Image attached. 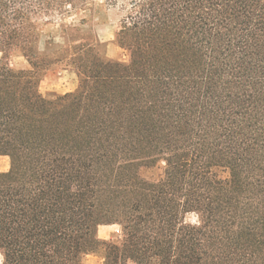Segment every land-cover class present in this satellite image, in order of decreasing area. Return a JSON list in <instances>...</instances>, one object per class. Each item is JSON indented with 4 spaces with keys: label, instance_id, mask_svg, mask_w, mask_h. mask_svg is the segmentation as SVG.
Instances as JSON below:
<instances>
[{
    "label": "trees",
    "instance_id": "1",
    "mask_svg": "<svg viewBox=\"0 0 264 264\" xmlns=\"http://www.w3.org/2000/svg\"><path fill=\"white\" fill-rule=\"evenodd\" d=\"M98 1L127 62L64 23L41 47ZM48 59L74 91H39ZM0 156L3 264H264V0H0Z\"/></svg>",
    "mask_w": 264,
    "mask_h": 264
},
{
    "label": "rangeland",
    "instance_id": "2",
    "mask_svg": "<svg viewBox=\"0 0 264 264\" xmlns=\"http://www.w3.org/2000/svg\"><path fill=\"white\" fill-rule=\"evenodd\" d=\"M96 13L91 16L89 11L85 12H71L65 18L60 16H53L44 18V36L41 42L43 46L44 40L52 39L55 44H63V38L60 36L59 24L79 26L82 31L79 34L68 31V37L71 39H79L83 36H91L98 40L102 45L97 46V51L103 56L121 62H127L128 52L119 47L115 41V34L119 29L120 20L123 12L116 6L110 7L104 4L103 1H98L95 5ZM86 17L85 24H81V19ZM42 49V48H41ZM57 47L50 46L47 49L49 55H54L57 52ZM9 65L15 69L29 70V65L26 58L22 55H13L8 60ZM43 68L37 69L40 75L39 91L46 97L53 95H63L72 92L77 88L78 77L74 74L73 68L66 65L65 62L50 64V60H45ZM41 64V63H39ZM50 64V65H48ZM9 169V158L7 156H0V172ZM187 221L195 222L194 215H188ZM98 237L104 240L118 242L121 239L120 227L114 225H101L97 231ZM83 264H103V256L100 252L88 254L84 257Z\"/></svg>",
    "mask_w": 264,
    "mask_h": 264
},
{
    "label": "clouds",
    "instance_id": "3",
    "mask_svg": "<svg viewBox=\"0 0 264 264\" xmlns=\"http://www.w3.org/2000/svg\"><path fill=\"white\" fill-rule=\"evenodd\" d=\"M0 264H3V255L0 254Z\"/></svg>",
    "mask_w": 264,
    "mask_h": 264
},
{
    "label": "crops",
    "instance_id": "4",
    "mask_svg": "<svg viewBox=\"0 0 264 264\" xmlns=\"http://www.w3.org/2000/svg\"><path fill=\"white\" fill-rule=\"evenodd\" d=\"M74 74L76 75V73L74 72Z\"/></svg>",
    "mask_w": 264,
    "mask_h": 264
}]
</instances>
